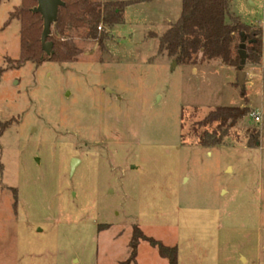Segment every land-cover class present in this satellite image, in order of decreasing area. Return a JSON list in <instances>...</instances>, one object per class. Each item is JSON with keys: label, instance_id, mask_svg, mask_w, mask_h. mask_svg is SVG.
I'll use <instances>...</instances> for the list:
<instances>
[{"label": "rangeland", "instance_id": "obj_1", "mask_svg": "<svg viewBox=\"0 0 264 264\" xmlns=\"http://www.w3.org/2000/svg\"><path fill=\"white\" fill-rule=\"evenodd\" d=\"M97 1L131 3L111 38L75 32V62L17 67L21 0H0V264H169L150 241L177 264H264V0L229 3L261 32L248 100L233 68L158 54L181 0ZM244 106L225 145L181 141L182 110L188 126ZM254 126L257 148L235 144Z\"/></svg>", "mask_w": 264, "mask_h": 264}, {"label": "trees", "instance_id": "obj_2", "mask_svg": "<svg viewBox=\"0 0 264 264\" xmlns=\"http://www.w3.org/2000/svg\"><path fill=\"white\" fill-rule=\"evenodd\" d=\"M150 3L157 0H141ZM56 22L51 26L48 41L52 44V55L47 56L41 48L42 20L31 13L36 0H21L20 6L10 14V20L19 25L20 57L15 65L32 63L36 67L44 62L59 64L73 63L81 51L70 41L73 33L79 32L83 39L95 40L98 45L111 38L110 31L124 23V7L131 3L97 0H62ZM230 0H181V11L177 21L161 36L156 37L158 54L166 53L176 63L196 64L218 62L222 66L239 68L238 48L243 33L249 44L245 64L259 65L261 61L262 40L260 30H253L230 14ZM98 27L102 31H98ZM242 97L245 100L244 89ZM197 109L182 110L181 141H190L203 148L225 145L229 131L233 130L249 114V108L219 107L210 111L202 119L189 124ZM187 126V127H186ZM186 132L184 133V130ZM238 133V134H237ZM235 144L247 149L259 146L257 127L236 131ZM141 233H133L132 242ZM142 237V236H141ZM150 244L158 248L159 255L169 264H177V248H167L156 241ZM135 256H133L134 259Z\"/></svg>", "mask_w": 264, "mask_h": 264}, {"label": "water", "instance_id": "obj_3", "mask_svg": "<svg viewBox=\"0 0 264 264\" xmlns=\"http://www.w3.org/2000/svg\"><path fill=\"white\" fill-rule=\"evenodd\" d=\"M64 3L62 0H36V6L32 8L30 11L33 14H37L40 16L42 20V32L40 37L41 48L42 51L47 55H52V44L48 41V37L50 36L51 26L56 22L58 16L59 8H62ZM241 43L238 48V56L240 59L239 68L236 71V85L242 90L245 85V77L246 74L244 72V66L246 63L247 56L244 52V42L243 33L240 34ZM76 160H72L71 162V170L74 169Z\"/></svg>", "mask_w": 264, "mask_h": 264}, {"label": "crops", "instance_id": "obj_4", "mask_svg": "<svg viewBox=\"0 0 264 264\" xmlns=\"http://www.w3.org/2000/svg\"><path fill=\"white\" fill-rule=\"evenodd\" d=\"M263 63H264V60H262V64ZM216 65H219V68L220 69H222L224 67V66H222L221 64H218V63ZM259 65H255L253 67L251 65H249V68L248 69H246V66L243 69L244 72H245V74H246V77H245V85H244V92H245V96L244 97H245L246 100H248L250 94L246 91L245 88H246V86H248L249 88L253 86V82L252 81L256 77L257 73L261 71V70H257L256 69L257 66H259ZM227 69L229 71L230 68L227 67ZM258 79H260V78L258 77ZM247 106L250 107V105H247Z\"/></svg>", "mask_w": 264, "mask_h": 264}, {"label": "built area", "instance_id": "obj_5", "mask_svg": "<svg viewBox=\"0 0 264 264\" xmlns=\"http://www.w3.org/2000/svg\"><path fill=\"white\" fill-rule=\"evenodd\" d=\"M100 29V28H98ZM251 117L254 119V121L258 122L259 121V117L257 116V114H252Z\"/></svg>", "mask_w": 264, "mask_h": 264}]
</instances>
